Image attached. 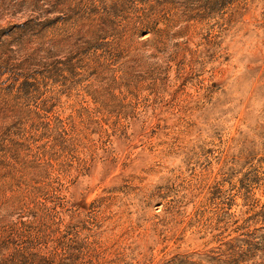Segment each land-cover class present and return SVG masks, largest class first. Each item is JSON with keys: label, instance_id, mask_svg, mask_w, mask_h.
I'll return each instance as SVG.
<instances>
[{"label": "rangeland", "instance_id": "rangeland-1", "mask_svg": "<svg viewBox=\"0 0 264 264\" xmlns=\"http://www.w3.org/2000/svg\"><path fill=\"white\" fill-rule=\"evenodd\" d=\"M0 264H264V0H0Z\"/></svg>", "mask_w": 264, "mask_h": 264}]
</instances>
